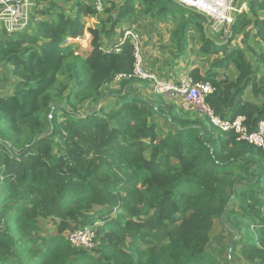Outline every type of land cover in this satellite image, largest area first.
Listing matches in <instances>:
<instances>
[{"label":"trees","instance_id":"obj_1","mask_svg":"<svg viewBox=\"0 0 264 264\" xmlns=\"http://www.w3.org/2000/svg\"><path fill=\"white\" fill-rule=\"evenodd\" d=\"M68 1L55 20H37L34 33H0V63L13 78L12 91L0 93V264H224L207 248L223 216L237 236L234 257L264 264V151L197 111L141 95L133 84L145 80L114 88L115 74L132 70L128 42L104 51L100 29L88 28L91 52L80 63L62 44L82 35L83 25L64 10H95ZM140 1L152 8L169 0ZM133 7L126 0L121 15ZM239 26L236 15L232 35ZM258 36L264 44V29ZM231 59L235 79L218 80L212 70L202 79L215 87L206 103L224 119L243 115L255 129L264 121V75L241 51ZM257 62L264 65V52ZM78 103L93 108L81 113ZM156 117L168 129L161 140ZM232 200L237 208L226 212ZM39 218H51L55 234H38ZM84 226L94 229L93 250L68 239Z\"/></svg>","mask_w":264,"mask_h":264},{"label":"crops","instance_id":"obj_2","mask_svg":"<svg viewBox=\"0 0 264 264\" xmlns=\"http://www.w3.org/2000/svg\"><path fill=\"white\" fill-rule=\"evenodd\" d=\"M33 1L39 15L47 12L49 6L55 5L42 0ZM133 3L132 13L126 16L121 15L126 7V0H107L104 10L95 11L94 14H77L74 9H63L72 19L78 17L83 25V33L77 37L66 35L62 45L69 46L75 52L77 50V59L82 63L83 53L86 54L83 56L86 59L91 52L92 36L87 31L88 28L100 29V48L103 50H111L117 46L124 30L133 28L143 39L144 69L165 80L176 81L185 72L202 80L210 70L216 74L218 80H233L238 72L231 57L238 51L243 52L246 59L251 61L259 77L264 75V65L257 62L258 55L264 52V44L258 36V31L264 29L263 0L237 1L240 26L233 35L231 26L215 25L205 16L197 18L192 15L194 10L181 6L174 0L156 4L152 8H147L140 0H133ZM173 5L181 9L179 13L172 10ZM57 6L65 8L66 4L58 2ZM48 13L47 17L40 19H56L53 12ZM203 33L212 45H204ZM205 47L210 50L206 51ZM10 82L4 83V92L0 93L9 94L12 91ZM149 83H136L133 86L141 95L153 97ZM245 98L256 101L250 93ZM257 101L261 102V99Z\"/></svg>","mask_w":264,"mask_h":264},{"label":"built area","instance_id":"obj_3","mask_svg":"<svg viewBox=\"0 0 264 264\" xmlns=\"http://www.w3.org/2000/svg\"><path fill=\"white\" fill-rule=\"evenodd\" d=\"M49 1V0H45ZM79 3H92L96 12L104 10V0H72ZM180 5L190 8L197 13L209 18L215 25L231 26L240 9L238 0H174ZM264 1V0H263ZM33 0H0V30L7 33L28 29L35 16ZM229 33V32H228ZM128 42L132 49V70L130 73H117L113 78L114 83L124 79L138 78L150 82L152 92L164 96L166 100L194 109L206 116L209 121L223 132L232 131L237 140L245 141L264 151V121H259L255 129H250L245 124V117L237 115L234 118H221L216 115L206 103V98L215 91L210 81L197 80L190 73L185 72L176 81H168L146 71L143 67L142 37L133 28H126L117 46L112 48L120 52L123 44ZM103 50V49H102ZM107 51V50H104ZM68 239L73 247L90 249L94 245L95 232L88 226L72 230Z\"/></svg>","mask_w":264,"mask_h":264},{"label":"rangeland","instance_id":"obj_4","mask_svg":"<svg viewBox=\"0 0 264 264\" xmlns=\"http://www.w3.org/2000/svg\"><path fill=\"white\" fill-rule=\"evenodd\" d=\"M56 2H59V3H62V4H67L70 1H68V0H56ZM47 9H48L47 12L43 13L44 16L38 14L39 15L38 17L39 18L47 17L49 15V13H48L49 11L53 12L54 15H56V13L60 10L59 7L56 6V5L49 6ZM172 10H175L176 11L175 13H179L181 9L179 10L178 8H176V6L174 7V5H173V9ZM34 12H35V16H37V13L39 11H37L35 9ZM40 14H42V13H40ZM35 24H36V21L34 22V20H32L30 22V26L27 27L29 32L34 33L33 31L36 28ZM0 33H1V30H0ZM210 38H212V37H210ZM142 45H143V39H142ZM76 52H77V50H76ZM79 56H81V55H79ZM83 56H86V54L83 53ZM83 56H81V59H82L81 61L85 62V58ZM7 68L8 67H5V66H3L0 63V78H2L3 75H4V78H3L4 81L1 80L0 85H1V83H8L9 84V82L13 80V79H10V80L8 79V81H5V77L10 78V76L7 75V73H6L7 72ZM60 78H62V77H60ZM114 84H115L114 88H117L118 87L117 83H114ZM65 95L66 94L64 93V96ZM183 107L187 108L186 106H183ZM76 108H77L78 112L86 113L88 110L92 109L93 106H92V104L86 105V104H79L78 103V106H76ZM52 109H54V113L56 112V114H59V109L58 108H54L52 106ZM192 110H194V109L192 108ZM156 122L159 124V126H161V129H162L161 132H158V134H159L158 135V140H161L164 137V134L166 133V132H163V131H166L168 129L165 126L164 120L161 117H156ZM56 142H59V140L56 139ZM144 154H145V157H147V158L149 157V153L148 152H145ZM230 205L228 206L226 212L229 209H234V208L236 209L237 208L236 207V203H234V200H232V204H230ZM118 211H119V209L116 208L114 212H118ZM112 216L114 217L115 213H113ZM219 221H217V219L214 221V225H213L212 230L210 232V241H209L208 246H207L208 250L210 252H212L213 254H215L217 257H219L223 261L224 264H251L249 262L246 263L244 261H240L239 262V260H237L236 257H234V255L236 253H233V251H232L230 246H231L232 242L237 240V236L234 233H230L229 232L230 230H232V228L227 223L225 216H223L222 219H219ZM223 221H224V223H223ZM99 224L100 223H97L96 226L99 225ZM38 225H39V230H38L37 233L40 234L41 236H52L56 232L55 224H54V222H53V220L51 218H39ZM68 232H66L67 235H68ZM140 244L143 247H145L141 242H140ZM94 246H95V243L89 250H93ZM230 256L233 257V261H231V257Z\"/></svg>","mask_w":264,"mask_h":264},{"label":"water","instance_id":"obj_5","mask_svg":"<svg viewBox=\"0 0 264 264\" xmlns=\"http://www.w3.org/2000/svg\"><path fill=\"white\" fill-rule=\"evenodd\" d=\"M179 4V3H178ZM182 6V5H181Z\"/></svg>","mask_w":264,"mask_h":264}]
</instances>
